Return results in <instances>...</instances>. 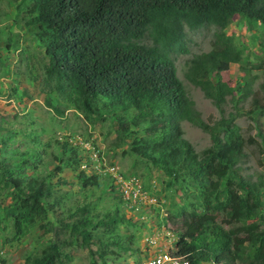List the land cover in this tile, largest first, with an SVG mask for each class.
I'll use <instances>...</instances> for the list:
<instances>
[{"label": "trees", "instance_id": "obj_1", "mask_svg": "<svg viewBox=\"0 0 264 264\" xmlns=\"http://www.w3.org/2000/svg\"><path fill=\"white\" fill-rule=\"evenodd\" d=\"M21 2L25 7L23 27L45 59L42 86L66 100L86 121L114 118L116 138L125 141L132 154L159 169L168 183L198 191L201 211L183 212L173 254L185 257L188 264H264V218L256 217L262 206L264 179L252 181L238 172L237 164L246 157L243 139L235 126L224 121L208 126L199 120L176 77L173 61L174 56L188 54L185 29L215 28L211 50L189 59L184 77L219 109L234 93L220 73L241 58L224 30L234 17L264 29V0ZM45 104L58 113L50 100ZM182 121L197 122L210 146L195 152L182 137ZM8 137L0 134V178L4 185L19 183L11 213L15 233L20 234L21 222L40 215L44 220L45 208L40 202L51 197V190L36 173L37 152L21 161L1 155ZM90 185L87 178L81 182L82 188ZM48 206L58 215V225H49L52 239L28 264H62L60 233L67 231L69 238L88 246L92 226L114 229L125 222L113 212L93 223L84 209L72 222H65L56 201ZM218 213L225 219L216 222ZM231 223L241 225L224 227Z\"/></svg>", "mask_w": 264, "mask_h": 264}, {"label": "rangeland", "instance_id": "obj_2", "mask_svg": "<svg viewBox=\"0 0 264 264\" xmlns=\"http://www.w3.org/2000/svg\"><path fill=\"white\" fill-rule=\"evenodd\" d=\"M21 1L0 0V134H9L8 146L1 155L21 161L37 152L36 173L47 181L51 197L40 202L45 208L44 220L40 215L31 222H21V233L16 234L11 211L14 188L19 183L4 185L0 178V264H28L29 259L39 256L52 239L49 225H58V215L48 206L53 201L65 222L78 217L80 209L93 223L113 212L125 219L114 229L92 226L88 246L80 239L69 238L67 231L60 233L57 240L62 264H133L156 250L173 254L183 212L201 211L198 191L168 183L159 169L132 154L125 141L116 138L114 118L86 121L66 100L42 86L45 59L23 27L25 7ZM184 31L188 54L174 56V67L199 120L208 126L218 121L235 126L246 155L237 164L238 172L252 181L264 179L263 27L238 17L228 22L224 32L241 58L220 73L221 80L234 93L219 109L184 77L189 59L211 50L215 28ZM46 100L58 113L46 106ZM180 130L195 152L210 146L208 135L197 122L182 121ZM24 172L31 174L30 170ZM84 178L91 185L82 188ZM119 181L131 185L128 199L120 194ZM261 204L256 210L257 218H264V192ZM215 219L220 222L225 216L218 213ZM239 225L224 227L233 229ZM147 241H154V245L149 246Z\"/></svg>", "mask_w": 264, "mask_h": 264}, {"label": "built area", "instance_id": "obj_3", "mask_svg": "<svg viewBox=\"0 0 264 264\" xmlns=\"http://www.w3.org/2000/svg\"><path fill=\"white\" fill-rule=\"evenodd\" d=\"M119 192L122 197L128 199L132 190L129 183L119 181ZM135 196V194H134ZM149 246L154 245V241H147ZM133 264H188L185 257H178L169 251L156 250L141 260H136Z\"/></svg>", "mask_w": 264, "mask_h": 264}]
</instances>
